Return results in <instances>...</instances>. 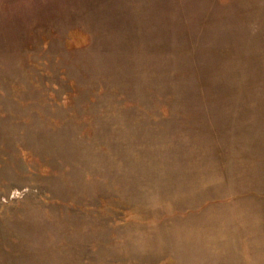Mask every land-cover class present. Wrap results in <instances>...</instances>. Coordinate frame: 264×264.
Here are the masks:
<instances>
[{"label": "rangeland", "instance_id": "1", "mask_svg": "<svg viewBox=\"0 0 264 264\" xmlns=\"http://www.w3.org/2000/svg\"><path fill=\"white\" fill-rule=\"evenodd\" d=\"M0 264H264V0H0Z\"/></svg>", "mask_w": 264, "mask_h": 264}, {"label": "trees", "instance_id": "2", "mask_svg": "<svg viewBox=\"0 0 264 264\" xmlns=\"http://www.w3.org/2000/svg\"><path fill=\"white\" fill-rule=\"evenodd\" d=\"M71 35H73V31H72V34ZM71 35H70V37H71Z\"/></svg>", "mask_w": 264, "mask_h": 264}]
</instances>
